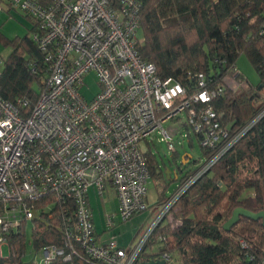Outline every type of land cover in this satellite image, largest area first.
<instances>
[{
	"label": "built area",
	"instance_id": "built-area-1",
	"mask_svg": "<svg viewBox=\"0 0 264 264\" xmlns=\"http://www.w3.org/2000/svg\"><path fill=\"white\" fill-rule=\"evenodd\" d=\"M19 9L34 20L31 38L49 63L45 88L31 110L0 94V258L7 257L9 234L33 221L34 201L48 194L62 202L64 233L69 250L100 264H133L138 253L169 213L177 199L240 138L264 119L262 106L247 122L232 129L213 107V101L247 87L235 65L229 82H213L196 73V89L174 77L157 75L153 63L138 51V0H0V10ZM0 55V76L2 72ZM94 73L99 90L88 100L81 92L84 77ZM228 83V84H226ZM198 135L200 145L213 153L159 205L149 226L129 247L115 241L98 242L88 190L103 194L111 188L119 202L122 221L149 206L150 172L147 153L139 143L152 142L157 133L168 150L175 151L164 124L181 120ZM73 202V211L67 203ZM107 226L114 222L107 216ZM245 246V242L242 241ZM40 252V261L36 253ZM32 264L71 262L66 249L48 245L36 250ZM160 259L170 261L167 252Z\"/></svg>",
	"mask_w": 264,
	"mask_h": 264
},
{
	"label": "trees",
	"instance_id": "trees-1",
	"mask_svg": "<svg viewBox=\"0 0 264 264\" xmlns=\"http://www.w3.org/2000/svg\"><path fill=\"white\" fill-rule=\"evenodd\" d=\"M138 1L142 38L137 48L144 60L155 65L158 76L174 77L191 93L196 89V73L204 72L208 79L219 82L230 72L238 56L245 53L259 75L258 89H264V0ZM35 30L33 21L31 33ZM9 43L12 51L2 67L0 94L13 103L17 99L26 101L27 105H21L20 109L29 112L45 88L49 63L46 53L32 38L14 39ZM259 97V92L250 95L244 90L226 93L213 101V107L236 129L264 106V98L258 101ZM195 136L200 144L198 135ZM201 149L205 158L213 153L211 149ZM150 154L146 156L150 177L162 182L154 203L158 207L168 198L164 194L167 179L163 168ZM180 168L176 174L181 172ZM33 203L40 219L32 221L30 239L27 223L23 222L9 234L10 251L7 257L0 258V264H23L28 244L35 250L56 245L72 256L71 262L58 258L50 264H100L84 256L78 245L75 246L77 254L69 250L62 217L66 206L62 202L48 194ZM67 206L73 211V202ZM236 207L254 212L264 210V119L177 199L133 264H148L150 260L160 259L163 252L170 254V261L175 254L177 264H264L261 220L241 216L229 230L223 228ZM171 217L175 218L173 226L169 222ZM154 246L156 251L152 249Z\"/></svg>",
	"mask_w": 264,
	"mask_h": 264
},
{
	"label": "rangeland",
	"instance_id": "rangeland-1",
	"mask_svg": "<svg viewBox=\"0 0 264 264\" xmlns=\"http://www.w3.org/2000/svg\"><path fill=\"white\" fill-rule=\"evenodd\" d=\"M33 21L29 19V17H26L25 14L17 8L11 10H6V8H4L3 10H0L1 67H3L4 60L7 59L12 51V44L9 43V41L22 39L24 37L31 38ZM138 38H142V33L140 31L138 33ZM235 67L240 74V78L244 79L247 87H241L235 91H231V89L227 87V93L235 94L236 92L244 90L248 91L250 95H255L259 92L260 97L258 98V101L264 98V89H258L260 83L259 75L245 53H241L238 56ZM232 76L233 73L228 72L223 78L227 77L226 82H229ZM84 82L85 85L81 88V92L85 98L89 100L99 90L94 73L91 72L86 75L84 77ZM35 88L37 89V86H35ZM180 118L181 120H173L164 124V127L171 132L176 151L175 154L168 150L167 145L160 140L157 133L152 136V142H149V144L146 141H141L139 143L142 151L146 152L148 155L150 153L154 155L157 163L163 168V172L165 169L170 170L171 180L166 177V188L164 190L166 197H170L173 194L183 176L194 172L205 161V156L197 137L191 130H187L185 127V116L182 115ZM185 155H189L190 158H183ZM178 167H181V172H178L177 179H175ZM161 183V179L159 178L156 179V177L153 176L149 178L146 197V202L149 207L145 211L135 215L134 218L132 217L126 221H122L121 219L119 202L115 197V193L106 189L103 194L100 195L96 193L93 188H89V199L92 207L90 211L93 217L94 226L99 235L98 242L102 243L106 241L109 243L115 241L118 246H128L137 241L138 238L143 235L151 220L158 212V208L154 203L162 189ZM108 215H110L114 222L112 227L107 226ZM169 222L173 226L175 224V218H169ZM171 228L169 229L171 230ZM26 232L29 240L32 232L31 221H28L27 223ZM152 249L153 251H156L157 246H154ZM2 252L4 255L8 254V247L6 245L2 247ZM35 253L36 250L33 246L28 244L24 260L28 261L32 259L35 256ZM175 257L176 255L174 254L172 260L167 264H177ZM40 260V252H37L36 261Z\"/></svg>",
	"mask_w": 264,
	"mask_h": 264
},
{
	"label": "water",
	"instance_id": "water-1",
	"mask_svg": "<svg viewBox=\"0 0 264 264\" xmlns=\"http://www.w3.org/2000/svg\"><path fill=\"white\" fill-rule=\"evenodd\" d=\"M185 157H187L188 159L190 158L189 155H185L183 158H185ZM170 173L171 172L169 169H167L165 171V175H166L167 179L170 178ZM33 215H34L33 216L34 220L40 219V216L38 215V213L36 211L33 212ZM241 216L249 218V219L254 220V221L261 220L262 226H264V210L254 212V211L248 210V209L243 208V207H236L232 211L230 218L223 224V228L225 230H229L233 225H235L238 222V220L240 219ZM23 264H32V259L25 261ZM148 264H166V262L164 259L156 258L154 260H150L148 262Z\"/></svg>",
	"mask_w": 264,
	"mask_h": 264
},
{
	"label": "crops",
	"instance_id": "crops-1",
	"mask_svg": "<svg viewBox=\"0 0 264 264\" xmlns=\"http://www.w3.org/2000/svg\"><path fill=\"white\" fill-rule=\"evenodd\" d=\"M167 169H165V171H166ZM170 176H171V173H170ZM169 179V178H168ZM175 179H177V174H175ZM94 189V188H93ZM106 189H108L109 191H112L113 192V190L111 189V188H106ZM95 190V189H94ZM95 192H96V190H95ZM97 193V192H96ZM114 193V192H113ZM116 197V196H115ZM88 201H89V206H90V209H92V207H91V204H90V199H89V190H88ZM110 216V215H109ZM135 217V216H134ZM133 217V218H134ZM92 219H93V217H92ZM95 227V226H94ZM95 231H96V234H97V237H99V235H98V232H97V229L95 228ZM98 241H99V238H98ZM101 243V242H100ZM107 242L106 241H104V242H102L101 244H106ZM132 244V243H131ZM130 244V245H131ZM130 245H128V246H122V247H124V248H127V247H129ZM120 246V245H119Z\"/></svg>",
	"mask_w": 264,
	"mask_h": 264
}]
</instances>
